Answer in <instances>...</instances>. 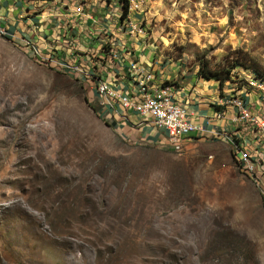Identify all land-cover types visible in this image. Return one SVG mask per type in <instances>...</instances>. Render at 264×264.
Masks as SVG:
<instances>
[{
    "label": "rangeland",
    "instance_id": "1",
    "mask_svg": "<svg viewBox=\"0 0 264 264\" xmlns=\"http://www.w3.org/2000/svg\"><path fill=\"white\" fill-rule=\"evenodd\" d=\"M130 23L174 89L264 80V0H136ZM0 91V264H264V195L226 142H130L5 38Z\"/></svg>",
    "mask_w": 264,
    "mask_h": 264
},
{
    "label": "crops",
    "instance_id": "2",
    "mask_svg": "<svg viewBox=\"0 0 264 264\" xmlns=\"http://www.w3.org/2000/svg\"><path fill=\"white\" fill-rule=\"evenodd\" d=\"M82 5L84 13L77 14L74 11L77 2L73 4L68 0H48L46 3L45 0H0V23L6 29L7 40L21 47L22 40H29L54 59L66 58L72 45L81 52L90 50L96 57L98 76L118 92L125 93L130 89L131 82L126 72L132 60L142 68L152 70L158 79L161 78L153 69L154 56L148 44L126 35L119 25H115L116 17L109 15L115 5L114 0H83ZM106 43H110L118 52L117 62H111L105 58L106 53L100 51L104 47L109 49ZM166 80L160 79L164 83ZM211 82L194 77L174 89L175 100L183 104L189 120L203 126L206 139H210L218 130L229 131L227 117L213 119L212 102L219 92L216 81H213L214 87ZM88 86L87 102L96 115L123 138L130 142L156 143L163 137L155 128L142 124L132 111H123L117 102L108 106L94 86ZM227 88L224 87V92H227ZM241 92L248 102L253 100L251 93Z\"/></svg>",
    "mask_w": 264,
    "mask_h": 264
},
{
    "label": "built area",
    "instance_id": "3",
    "mask_svg": "<svg viewBox=\"0 0 264 264\" xmlns=\"http://www.w3.org/2000/svg\"><path fill=\"white\" fill-rule=\"evenodd\" d=\"M76 3L74 11L83 14V0H68ZM115 5L109 15L115 16L116 23L123 33L133 37L136 26L130 23L132 8L136 0H114ZM123 6H127V14L122 16ZM136 37V36H135ZM0 38L9 39L6 29L0 23ZM25 52L33 60L48 65L53 70L66 74L87 87L94 86L97 94L108 106L117 102L123 111H132L140 118L142 124H148L159 131L163 137L156 143L173 153L182 154L192 141L204 139V128L199 123L189 120L183 104L176 101L174 88L171 84L160 81L152 70H146L136 61L129 62L126 75L131 82L130 89L125 93L102 81L96 71L95 55L90 50L81 52L72 45L66 58L54 59L44 54L33 42L22 40ZM100 50L106 53L105 58L111 62L119 60L118 52L110 43ZM85 55L86 57H83ZM124 75V77H126ZM89 87V86H88ZM176 89V88H175ZM224 90V89H222ZM242 89H232L229 99L217 96L212 102L214 120L227 117L229 131L218 130L209 140L221 139L226 142L243 173L255 181L264 195V80L256 78L245 79L243 92L251 93L253 100L248 102L242 94ZM153 144V143H152Z\"/></svg>",
    "mask_w": 264,
    "mask_h": 264
},
{
    "label": "trees",
    "instance_id": "4",
    "mask_svg": "<svg viewBox=\"0 0 264 264\" xmlns=\"http://www.w3.org/2000/svg\"><path fill=\"white\" fill-rule=\"evenodd\" d=\"M127 14V6H123V12H122V16L121 17H125ZM203 74V69L199 71V75H200V78L203 79V80H206V81H210L211 79L208 78L207 76L208 75H202ZM210 79V80H209ZM227 80V78L223 79V78H217L216 81L218 83V87L221 88L223 86V82ZM85 103L88 105L89 109L91 110V112L96 116L97 119H99L100 117L98 115H96L94 109L92 108V106L87 102V99L85 100ZM107 125V123H106ZM109 126V125H107Z\"/></svg>",
    "mask_w": 264,
    "mask_h": 264
},
{
    "label": "bare ground",
    "instance_id": "5",
    "mask_svg": "<svg viewBox=\"0 0 264 264\" xmlns=\"http://www.w3.org/2000/svg\"><path fill=\"white\" fill-rule=\"evenodd\" d=\"M1 90H3V89H1ZM0 92H1V91H0ZM9 97H10V96H9ZM0 98H1V97H0ZM1 99H3V98H1ZM7 99H8V97H7ZM4 100H6L5 97H4ZM4 100H3V101H4ZM1 101H2V100H1ZM3 101H2V102H3ZM6 101H7V100H6ZM11 102H12V101H11ZM7 103H8V101H7ZM8 104H9V103H8ZM2 108H3V107H2ZM3 111H4V110H3Z\"/></svg>",
    "mask_w": 264,
    "mask_h": 264
}]
</instances>
